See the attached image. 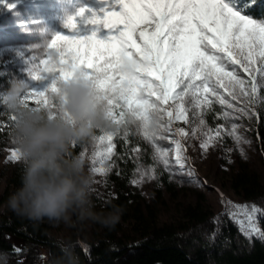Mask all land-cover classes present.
<instances>
[{"label": "snow or ice", "instance_id": "obj_1", "mask_svg": "<svg viewBox=\"0 0 264 264\" xmlns=\"http://www.w3.org/2000/svg\"><path fill=\"white\" fill-rule=\"evenodd\" d=\"M84 11L82 8L80 13ZM242 12L243 9L237 8L235 3L229 6L225 0H148L142 5L122 4V10L114 14L111 22H103L109 33L104 38L97 37L99 29L83 38L78 33L73 36L57 33L54 36L48 48L55 52L50 51L49 59L41 61L45 65L44 72L52 74L53 79L43 90L31 88L29 91L28 88L25 103L28 105L26 101L31 96L36 99L34 109L43 110L50 119L55 118L60 114L56 104L58 83L77 72L83 73L93 80L96 92L105 101L111 123L125 125L123 139L128 137L127 124H138L143 138L154 149V159L168 168L169 150L162 148L157 140L168 139L165 133L173 131L181 139L189 135L182 127L173 129V121L189 122L186 104L191 105L192 115L199 119V126L205 125L204 110L212 107L210 97L233 110L232 113L224 112L225 117L258 116L255 102L264 99L259 96V90L264 88V20H256ZM72 21L73 18H69L67 27H75ZM90 22L98 24L96 18ZM113 32L116 35H111ZM84 49L91 55H83ZM56 53L60 57L58 67ZM67 53L71 54L69 60L65 59ZM236 66L247 74V80L241 78ZM38 68L39 65L33 67L31 75L35 80L45 79L46 74H40ZM218 89H223L232 101L241 100V106L226 100ZM49 92L51 97L45 95ZM114 107H124L126 112L122 111L117 118ZM99 130L103 134L91 139L101 143L106 140L107 147L103 154H93V166L89 170L103 175L112 166H105L104 161L111 159L115 148L113 138L119 128L114 132ZM197 130L198 126L193 127L191 134L195 135ZM237 130L238 125L233 123L228 134L240 142L242 137ZM219 135L220 129L217 128L215 137ZM205 136L200 145L202 150H206L215 138L207 133ZM181 139H175L173 143L175 163L183 169L187 157ZM133 151L138 152L139 148ZM80 155L84 158L85 153ZM97 158L100 166H96ZM8 159L20 161L22 154L14 147L10 149ZM154 175V168L141 172V179L132 183H141L145 176L152 179ZM233 207L238 211L229 215L234 218L243 216L238 219L242 230L247 234L264 235L254 221L256 214L264 210L254 204Z\"/></svg>", "mask_w": 264, "mask_h": 264}, {"label": "rangeland", "instance_id": "obj_2", "mask_svg": "<svg viewBox=\"0 0 264 264\" xmlns=\"http://www.w3.org/2000/svg\"><path fill=\"white\" fill-rule=\"evenodd\" d=\"M147 2L148 0H120V3H116V0H107L105 4V0H0V76H6L10 81L13 79L26 81L29 91L31 88L43 90L51 83L53 76L44 72L45 65L41 61L49 59L48 53L50 51L55 52L54 49L50 50L48 45L57 33H62L65 36H73L78 33L83 38L91 35L92 31L99 29L97 37L104 38L109 33L107 28H104L103 22L105 20L111 22L115 18L114 14L122 10V4L142 5ZM114 3L116 6L112 7L111 5ZM225 3L229 4V6L233 5L232 0H225ZM9 5L13 6L9 7ZM82 8L85 11L80 13ZM69 18H73L74 28L67 27ZM93 18L98 20V24L94 25L90 22ZM111 35H116V33L113 32ZM82 54L85 56L91 55L86 49L82 51ZM55 56L58 67L60 57L58 53ZM65 59H71V54L67 53ZM36 65H39L37 71L40 74H46L45 79L35 80L31 75V69ZM236 67L241 78L247 80V74L239 70V66ZM6 89V87L0 86V92ZM218 91L226 100L237 107L241 106V100L232 101L231 97L223 89H218ZM45 95L51 97L52 94L49 92ZM259 96L264 97V88L259 90ZM210 99L213 101L212 107L214 105L217 106L218 117L221 119L219 137H215V131H208L210 128L206 121L205 125L199 126V119L194 118L192 115L191 105L186 104V107H189V122L173 121V129L182 127L189 135L181 139L173 131L165 133L169 137L168 139L157 140V143L162 148L169 150V167L165 168L164 164L157 160V168L160 167V170L170 175L175 185L174 192L169 194L162 188L158 179L159 173L157 172H155L154 178L149 179L145 176L141 183L134 185L139 195H145L146 198L155 195L156 191L161 194L162 197L156 206L159 210L156 219L159 226L166 224H174L177 228L185 226L187 218L183 214V208L188 204H195L198 199V193L202 199L204 212H209L212 220L222 212H225L236 225L238 233L243 238L247 240H251L252 238L264 240V236L259 233L247 234L242 230L238 219H243V216L234 218L232 215H229L230 212L238 211L233 205L254 204L264 210V196L254 200H246L236 195L229 186V174L226 172L225 166L219 162L221 155L223 156L227 153L225 145L233 146L238 151L243 152V155L249 159L251 165L261 174L264 182V160H262L257 152L252 136L257 122L261 117H264V99H257L255 102L254 109L258 116L253 115L250 118L240 116L235 119L232 116L225 117L223 115L224 112L232 113V109H229L227 105H220L214 97H210ZM26 102L30 107L36 106V99L31 96L28 97ZM210 109L204 110L202 116L204 120L205 115ZM113 110L117 118H119L122 111L126 112L124 107H114ZM233 115L238 114L233 113ZM10 117L11 115L3 107H0V124L3 125L0 128L1 130H12V120ZM125 119L131 120V117L125 116ZM233 123L238 125V135L242 137L240 142H237L233 136L228 134L231 131ZM128 125L138 128L142 134L138 124L129 123ZM197 126L198 130L196 134L192 135V128ZM113 127L118 126L113 124ZM205 133L215 138L206 150H202L200 145L206 138ZM102 134L99 129L95 131L96 136ZM175 139H181V143L186 150L185 155L187 159L185 160L183 169L175 163V145L173 143ZM106 147V140L101 143L91 139L88 145L82 149L81 152L85 153L83 159L89 172H91L89 169L93 166V154L96 152L103 154ZM12 148H14V142L11 133L7 147L0 151V212L10 210L7 207V201L16 191L15 188L10 186V178L23 162V159L20 161H9L8 157ZM80 154L79 156H81ZM97 160L96 166H100L99 158ZM104 164L107 166L108 160H105ZM150 169L153 168L140 167L135 174L134 180H140L141 172H149ZM91 174L94 177L93 199L102 190L104 174H94L92 172ZM149 200L151 201L152 199ZM263 214L264 211L257 213L254 218L256 227L260 230V233H262V230L259 225V218ZM212 220L209 219L204 224H192L189 228L179 230L178 234L181 236L182 243L188 250H194L199 246L197 238L206 239V232L211 226ZM41 221L48 225L50 236L54 237L60 244L69 238L73 239V241L76 239L88 240L93 223L86 221L77 224L75 227L66 228L64 224H56L47 220V218Z\"/></svg>", "mask_w": 264, "mask_h": 264}, {"label": "trees", "instance_id": "obj_3", "mask_svg": "<svg viewBox=\"0 0 264 264\" xmlns=\"http://www.w3.org/2000/svg\"><path fill=\"white\" fill-rule=\"evenodd\" d=\"M232 1L237 8L243 9L242 14L264 20V0ZM10 82L6 76H0V86L8 88ZM220 120L214 105L205 115V121L212 131H216L221 128ZM126 127L127 140L123 139L125 125L114 127L119 131L113 138L115 148L108 160L112 166L104 174L102 190L92 199L97 212L106 213L119 206L122 209L120 221L111 228L93 222L88 240L71 239L79 264H264V240L243 238L225 212L212 220L210 213L204 212L198 193L196 203L183 208L187 218L185 226H159L156 206L161 194L156 191L149 198L139 195L132 181L140 167H148L159 173L162 188L169 194L174 192L175 185L169 174L157 168L151 143L143 138L138 128L128 124ZM11 133L12 130L0 129V151L7 147ZM252 136L255 148L264 160V117L257 122ZM89 141L71 145V153L79 155ZM225 147L227 153L221 155L219 162L229 174L231 190L246 200L264 196L261 174L242 152L233 146ZM134 148L139 151L134 152ZM24 167L23 161L10 178V186L16 190L21 187ZM209 219L212 224L206 239L197 236L199 246L188 250L179 230L192 224H204ZM259 225L264 233V214L259 218ZM0 252L9 254L8 264H62L63 261L60 243L50 236L47 224L19 216L11 210L0 212Z\"/></svg>", "mask_w": 264, "mask_h": 264}, {"label": "clouds", "instance_id": "obj_4", "mask_svg": "<svg viewBox=\"0 0 264 264\" xmlns=\"http://www.w3.org/2000/svg\"><path fill=\"white\" fill-rule=\"evenodd\" d=\"M55 118L26 105V81L13 79L0 92V107L11 116L14 147L22 154L25 167L21 187L8 199L7 207L33 221L47 220L66 228L91 221L106 227L119 223L122 209L114 206L97 212L92 201L94 177L81 156L71 153V145L95 135L97 129L114 132L106 103L96 92L94 82L77 72L58 83ZM62 264H79L69 238L61 242ZM8 253L0 252V264H8Z\"/></svg>", "mask_w": 264, "mask_h": 264}]
</instances>
